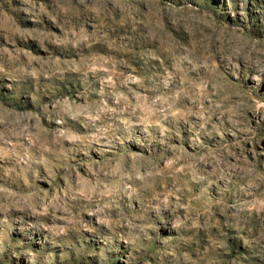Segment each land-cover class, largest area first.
Instances as JSON below:
<instances>
[{
	"label": "rangeland",
	"instance_id": "obj_1",
	"mask_svg": "<svg viewBox=\"0 0 264 264\" xmlns=\"http://www.w3.org/2000/svg\"><path fill=\"white\" fill-rule=\"evenodd\" d=\"M0 264H264V0H0Z\"/></svg>",
	"mask_w": 264,
	"mask_h": 264
}]
</instances>
